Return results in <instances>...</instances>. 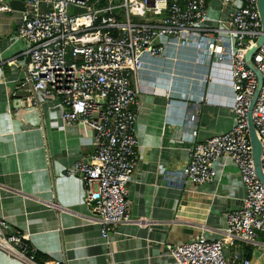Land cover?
<instances>
[{
	"label": "built area",
	"instance_id": "obj_1",
	"mask_svg": "<svg viewBox=\"0 0 264 264\" xmlns=\"http://www.w3.org/2000/svg\"><path fill=\"white\" fill-rule=\"evenodd\" d=\"M17 1L24 3V11L0 0V13L19 14L17 40L26 46L30 91L58 100L64 124H81L94 132L93 152L66 175L83 183L95 211L88 221L101 227L104 239L109 238V227L130 221L128 185L139 165L137 109L142 103L137 83L146 59L189 51L197 64L208 67L205 83L224 78L232 91L234 125L197 142V113L189 115L188 163L173 176L202 186L214 181L218 161L232 162L245 190L243 204L228 213L219 239L201 235L179 245L166 244L165 256L175 264H254L243 245L264 248L259 240L264 234V183L256 170L248 120L259 79L246 56L262 35L259 0H219L215 18L210 14L214 0ZM252 62L262 77L252 115L263 147L264 175V43ZM29 240V235L11 228L6 216L0 218V251L9 258L33 264L36 249Z\"/></svg>",
	"mask_w": 264,
	"mask_h": 264
},
{
	"label": "crops",
	"instance_id": "obj_2",
	"mask_svg": "<svg viewBox=\"0 0 264 264\" xmlns=\"http://www.w3.org/2000/svg\"><path fill=\"white\" fill-rule=\"evenodd\" d=\"M18 18L0 13V218L29 235L33 264H175L165 256L166 244L201 235L219 239L228 213L240 209L245 197L238 168L220 160L214 181L202 186L173 174L188 163L189 115L197 113V142L234 125L224 78L205 83L208 67L189 51L146 59L137 83L139 165L128 185L130 221L109 227L104 239L101 227L88 221L95 211L83 183L66 175L93 152L94 132L64 124L58 100L30 91ZM0 264L32 263L0 251Z\"/></svg>",
	"mask_w": 264,
	"mask_h": 264
},
{
	"label": "water",
	"instance_id": "obj_3",
	"mask_svg": "<svg viewBox=\"0 0 264 264\" xmlns=\"http://www.w3.org/2000/svg\"><path fill=\"white\" fill-rule=\"evenodd\" d=\"M10 3V6L13 10L16 11H24L25 10V6L24 3L17 1V0H7ZM258 9H259V13H260V18L262 21V35L259 38L258 42L256 43L255 47H253L246 56V62L247 65L250 69L254 70L258 76L259 79V87L252 99L251 102V106H250V112L248 115V120H249V133H250V140L253 146V156H254V162L256 165V170L258 173L259 178L262 180V182L264 183V175L262 172V165H261V158H262V152H263V147L262 144L256 134V129H255V125H254V121H253V109L256 105L260 90H261V86H262V77L261 74L256 70L255 66L253 65L252 62V57L254 55V53L257 51V49L263 45L264 43V0H259L258 1Z\"/></svg>",
	"mask_w": 264,
	"mask_h": 264
},
{
	"label": "rangeland",
	"instance_id": "obj_4",
	"mask_svg": "<svg viewBox=\"0 0 264 264\" xmlns=\"http://www.w3.org/2000/svg\"><path fill=\"white\" fill-rule=\"evenodd\" d=\"M210 14L211 17H217L218 16V10L220 9V3L217 0L212 1L210 6ZM81 12V11H77ZM136 22H142L138 19H134ZM260 242H264V234L259 235ZM243 250L249 254V256L252 258V261L254 264H264V248H258L253 245H243Z\"/></svg>",
	"mask_w": 264,
	"mask_h": 264
},
{
	"label": "trees",
	"instance_id": "obj_5",
	"mask_svg": "<svg viewBox=\"0 0 264 264\" xmlns=\"http://www.w3.org/2000/svg\"><path fill=\"white\" fill-rule=\"evenodd\" d=\"M121 0H115L116 3L120 2ZM104 3V2H103Z\"/></svg>",
	"mask_w": 264,
	"mask_h": 264
}]
</instances>
